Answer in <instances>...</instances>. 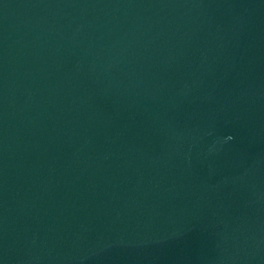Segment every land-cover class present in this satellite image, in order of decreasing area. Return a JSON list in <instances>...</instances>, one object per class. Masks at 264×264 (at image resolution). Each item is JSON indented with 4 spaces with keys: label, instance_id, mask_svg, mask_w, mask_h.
<instances>
[{
    "label": "water",
    "instance_id": "95a60500",
    "mask_svg": "<svg viewBox=\"0 0 264 264\" xmlns=\"http://www.w3.org/2000/svg\"><path fill=\"white\" fill-rule=\"evenodd\" d=\"M0 264H264V0H0Z\"/></svg>",
    "mask_w": 264,
    "mask_h": 264
}]
</instances>
